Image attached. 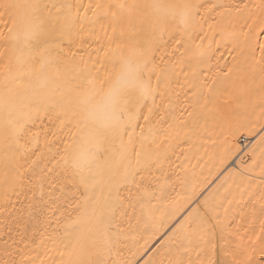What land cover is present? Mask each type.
I'll use <instances>...</instances> for the list:
<instances>
[{
	"label": "snow or ice",
	"instance_id": "obj_1",
	"mask_svg": "<svg viewBox=\"0 0 264 264\" xmlns=\"http://www.w3.org/2000/svg\"><path fill=\"white\" fill-rule=\"evenodd\" d=\"M202 7L187 0L87 7L49 0L0 3L11 17L8 34L0 33L5 67L0 86L4 183L6 189L27 186L33 197L19 209V239L3 249L9 258L0 264H36L30 254L29 224L40 222L49 200L63 202L69 195L72 199L67 206L72 211L65 221L68 242L64 245L69 259L60 264H139L135 258H121V244L125 239L123 224H130L128 212L134 214L139 208L144 213L153 198L151 185L160 183L157 172L162 176L166 161L150 118L156 100L164 99L162 88H169L173 69L162 68L163 58L160 62L156 58L169 39L180 43L171 35L179 29L188 36L182 61L192 75L188 82L192 95L201 98L204 91L213 93L216 81L203 79L201 71L209 52L202 41L197 44L192 39V30L200 27L196 21ZM240 7L237 5V10ZM93 8L102 11L90 15ZM260 9L259 28L264 33V4ZM131 14L140 21L138 34L127 35L120 28L115 47L110 43L104 50L106 63L99 59L85 62L83 58L77 62L65 54L82 44L86 35L95 34L102 16L115 33L121 20ZM220 35L233 45L255 39L250 28L249 33L244 32V26L222 30ZM259 53V61L250 54L251 63L243 71L253 80L258 71L264 92V45L259 46ZM145 108L148 115L142 111ZM260 111L264 120V96ZM226 127L231 131L230 122L226 121ZM261 128L264 130V124ZM50 139L59 141V146L50 144ZM42 140L49 154L46 160L44 152L37 155ZM242 156L243 149L233 139L221 163L238 159L243 166ZM25 164L28 175L23 172ZM245 197L247 203L240 215H233L237 211L233 208L224 209L223 216L219 213L222 205L214 207L212 196L205 197L143 264H264L252 258L257 242L258 253L264 255V184L259 191H247ZM4 201L7 210V191ZM32 231L35 235L36 229ZM161 253L163 258H159Z\"/></svg>",
	"mask_w": 264,
	"mask_h": 264
},
{
	"label": "bare ground",
	"instance_id": "obj_2",
	"mask_svg": "<svg viewBox=\"0 0 264 264\" xmlns=\"http://www.w3.org/2000/svg\"><path fill=\"white\" fill-rule=\"evenodd\" d=\"M3 2L5 0H0V3ZM49 2H67L87 7L89 4L116 2L132 4L141 0H49ZM166 2L177 3L182 0ZM187 2L204 6L200 9L196 21L200 27L192 30V39L197 44L202 41L203 47L209 52L205 66L201 69L204 72L203 79L214 80L216 83L213 85V93L204 91L201 98L194 97L188 84L192 80V75L187 72L186 63L182 61L184 44L188 36L177 29L171 35L180 40V43L166 37L169 44L161 48L156 59L160 62L162 57L163 62L160 66L171 68L173 72L169 88H162L165 93L164 99L156 100V107L150 118L157 142L166 153V161L162 166V176L157 172V176L161 177L160 183L151 185L153 192L151 203L146 206L144 213H141L139 208L134 214L129 211L130 224L127 222L123 224L122 235L125 239L121 244V258H135L139 264H143V260L179 228L191 210L203 204L205 197L212 196L214 207L222 205L219 207L221 216L225 214L224 209L233 208L237 209L233 215H240L247 203L245 193L250 190L259 191L260 186L264 184L262 139L264 130L261 128L264 120L261 119L260 111L264 92L259 72L257 71L253 80L243 71L251 63L250 54H254L257 61L260 60L259 46L264 45V33H261L259 28L260 6L264 4V0H187ZM213 5L217 7H212ZM237 5L241 6L239 10L236 8ZM243 5H248V8H244ZM93 11L102 10L89 9V14L91 15ZM233 26L237 30L244 26L246 34L250 28L251 36L255 39L248 44L236 45L221 40V31L231 30ZM9 27L11 17L0 8V33L7 35L6 29ZM120 28H123L127 35H134L138 34L141 24L135 18V14H131L121 20L117 31L113 33L112 25L102 16L95 34L86 35L82 44L66 50L65 54L70 60L74 59L77 62L83 58L85 62H95L99 59L106 63L104 50L110 43L115 47ZM3 51L0 47V86L3 84L5 71ZM71 53H75V56ZM95 66L102 71L99 64ZM256 67L259 69L260 66ZM228 69H232L231 73L225 74ZM148 104L150 107L151 101ZM142 111L144 115H148L147 108ZM226 121L231 123V131L226 127ZM140 123L143 125L144 121L141 120ZM170 125L172 127H169ZM232 133H235L234 137ZM233 139L243 149L242 158L245 161L243 166L238 159H230L223 165L221 163L229 141ZM49 143L59 146V141L50 139ZM37 147L40 150L37 155L44 152L46 160L49 154L43 140ZM2 161L3 156L0 154V260H6L9 257L4 255L3 249L11 245L13 240L19 239L16 236L19 209L33 197L27 186L6 189ZM23 172L25 175L29 174L27 164L24 165ZM67 187L70 188L71 185ZM6 191L9 197L7 210L4 201ZM242 197L245 198L242 200ZM71 199L72 196L69 195L63 202L49 200L40 216V222H30L28 231L30 254L36 264H40L41 261L43 264H60L61 261L69 259L64 245L68 242L65 221L72 211L67 206ZM33 229H36L35 235ZM258 245L259 242L257 252L252 253V258L264 262V255L258 253ZM140 249L145 250L137 256L136 252ZM163 256L161 253L159 258Z\"/></svg>",
	"mask_w": 264,
	"mask_h": 264
}]
</instances>
